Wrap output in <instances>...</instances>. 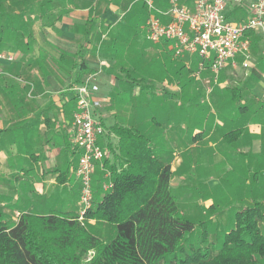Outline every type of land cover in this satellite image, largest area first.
Masks as SVG:
<instances>
[{"label": "crops", "instance_id": "0c3cea01", "mask_svg": "<svg viewBox=\"0 0 264 264\" xmlns=\"http://www.w3.org/2000/svg\"><path fill=\"white\" fill-rule=\"evenodd\" d=\"M252 1L255 0H228L224 11L226 19L235 23H247L253 16L250 9ZM178 3L193 10L195 0H178ZM153 5L156 12L165 11L170 5V0H153ZM129 6H131L130 10L126 11ZM140 8L149 14L146 0H0V13L11 14V16L0 17V29H4L2 33L0 32L2 34L0 53L14 56L13 60L0 59V193H7L8 188L18 189L19 183L22 182L21 187L26 190L23 193L26 198L32 199L37 196L50 199L56 205L53 209L56 207L59 209L65 203L66 197L72 191L75 193L74 190L79 185L75 176L78 154L73 146L70 132L75 112L74 94L70 87L75 84V78L72 81L73 75L76 73V77L80 65L82 63H85L87 67L89 65L86 64L87 56L84 57V60L80 58L78 64L71 62L77 59V56L72 57L71 55L78 53V43L82 40V35L75 31L71 32L70 29L83 28L86 25L101 28L113 26L120 22L119 18L124 24L132 26ZM163 18L165 21V17ZM54 29H58L60 35ZM246 36L251 41L249 69L242 67V57L238 56L236 58L239 62L238 67L229 65L218 74L217 79L210 69L204 70L201 74L207 73L206 78L210 82L214 79L215 83L221 81L222 78L227 82L231 76H240L237 79L239 81L235 79V88L243 90L248 87L252 92H255L256 98L262 101V106H264V73L262 77L255 74V69L258 73L264 71L262 48L264 28H249L246 31ZM163 42L165 43H163L162 51H172L171 43ZM20 43L27 46L23 52L14 49L15 45ZM54 46L57 48L55 49ZM57 49L68 53L70 57L64 59L63 55V58L60 59L61 53L54 52ZM54 57L60 60L58 63L60 66L54 65L52 61ZM183 65L190 72L196 73L199 57L185 54L183 55ZM15 67L20 69L16 71ZM194 67L196 71H193ZM174 70L176 76L170 80L165 79L163 83L175 91L179 88L178 67ZM20 71L24 77H27L28 84L19 78ZM210 76L212 77L209 78ZM111 79L110 83L103 84L101 88L100 80L97 77L94 78V82L99 86L96 97L101 100L102 105L99 110L100 119L107 130L106 134L99 138V143L106 152L107 165L116 164L119 168L121 156L118 145L119 136L112 130V127L119 123L109 124L105 115L106 106L112 104L110 96L114 93L113 78ZM125 80L129 81L127 78ZM32 91L34 92L33 96L31 95ZM237 92L239 93V90ZM244 99L242 98L238 105L245 106V117H239L235 122L229 117L222 118L224 124L228 125L229 122V128L220 139L224 142L234 141L238 153L253 154L259 158V153L262 152V148L264 149V143L261 142L264 141V125L260 124L258 120H251L258 113L256 109L250 107L249 101ZM192 104L193 102L190 100L185 109H189ZM182 106L183 104L176 106L174 111H180ZM172 121L176 124L172 126V143L174 147L182 146L174 127L176 129L180 127L186 132V136H189L188 126L183 118L177 120L172 117ZM147 123L148 120H144L139 115V117L130 118L128 124L122 126L140 130L152 141L156 139L154 150L157 151L161 149L160 139L157 137L156 131L145 126ZM235 128L238 132L228 139L225 136L226 133ZM212 132L213 129L207 132V130L200 131L195 127L191 132L193 142L189 144L190 142L187 141L188 146H195L194 140L196 139L208 140ZM212 146L215 144L209 143V147ZM229 147L227 146V148ZM104 161L97 162L93 181L102 174L103 179H106L104 183L102 182V189L106 191L104 184L109 183L111 169L105 166ZM165 163L171 165V162ZM171 169L173 179L174 168L172 165ZM3 179L6 181H2ZM8 180H10L8 184H2ZM261 195V199L264 198V190ZM15 199L18 197L16 196ZM76 199L79 203V194H76ZM29 209L33 210V206ZM29 209L27 210L30 211ZM50 209L49 211H52ZM39 210L35 211L39 212Z\"/></svg>", "mask_w": 264, "mask_h": 264}, {"label": "rangeland", "instance_id": "374dc122", "mask_svg": "<svg viewBox=\"0 0 264 264\" xmlns=\"http://www.w3.org/2000/svg\"><path fill=\"white\" fill-rule=\"evenodd\" d=\"M130 8L131 6L127 7L126 11ZM136 14V21H133L132 26L124 24L119 18L120 22L113 26L101 28L86 25L83 28L70 29L71 32L75 31L82 35V40L78 43V53L71 55L77 56V59L71 62L78 64L80 58L84 60L87 56L86 64L94 70L90 74L100 80L101 88L103 84L110 83L113 78L114 93L112 92L113 95L110 96L112 104L105 109L109 124L118 122L121 125H127L130 118L139 117V115L144 120H148L145 126L156 131L161 149L154 150L156 139L149 140L150 144L151 141L153 143L149 146L159 160L171 162L174 168L171 184L173 193L185 218L196 224L190 240L195 244L199 243L203 231L200 222L206 221L208 241L219 242L234 222L235 212L254 200L261 199V192L264 190V149L262 148V152L259 153V158L253 154L238 153L234 141L224 142L220 139L229 128V122L228 125L224 124L222 118L229 117L234 122L238 120L240 117L238 102L246 98L250 107L252 106L258 113L251 120H258L264 125V106L262 101L256 98L255 92L248 87L239 91L241 95L238 100L230 101L231 93L228 90L235 88V79L239 81L237 79L240 76H231L227 82L222 78L218 83H215L214 79L210 82L206 78L207 73L197 78L194 72L184 67L183 56L175 57L172 51H162L163 43H165L163 41L154 43L146 38L145 22L148 12L140 8ZM6 15L11 16L10 13H0V17ZM54 30L60 35L58 29ZM14 49L23 52L27 46L20 43L15 45ZM58 51V49L54 50L55 53ZM59 53H64V59L70 57L66 52L59 51ZM52 61L54 65L60 62L55 57ZM176 67H178L179 88L174 91L163 81L176 76L174 70ZM17 69L20 68L17 67ZM17 69L15 67L16 71ZM193 71H196V68ZM263 73L264 71L258 73L255 69L257 76L262 77ZM19 78L28 84L27 77H24L21 71ZM125 78L129 81L127 82ZM123 81L125 83H122ZM33 93L32 91V96ZM190 100L193 102L192 106L185 109ZM181 104H183L181 113L178 110L174 111L175 107ZM172 117L177 120L183 118L188 126L189 136H186V132L180 127L179 130L174 127L182 146L174 147L172 143V126L176 125V120L173 122ZM195 127L207 132L213 129V132L208 140L196 139L195 146L189 147L188 145L193 142L191 132ZM187 141L190 143L187 144ZM261 142L264 143L263 140ZM209 143L215 146L209 147ZM227 146L230 147L227 148ZM257 168L261 173L258 174V181L253 182L252 175ZM9 182L10 180L2 184ZM21 183L18 189L8 188L7 193H0V210L9 222H15L20 212L31 206L33 210H29L33 212L38 209H40L39 212H48L51 207L50 210L59 212L80 211L81 205L76 199V194L80 195L79 182L74 190L75 193L72 191L59 209L57 207L53 209L56 205L50 199L37 196L32 199L26 198L23 194L26 190L21 187ZM16 196L18 199H15ZM212 205L214 207L211 211L209 208ZM89 223L93 232L101 236L113 233L112 228L104 223L93 219L89 220Z\"/></svg>", "mask_w": 264, "mask_h": 264}, {"label": "trees", "instance_id": "16d2710c", "mask_svg": "<svg viewBox=\"0 0 264 264\" xmlns=\"http://www.w3.org/2000/svg\"><path fill=\"white\" fill-rule=\"evenodd\" d=\"M93 72L82 63L75 83ZM238 90H228L230 101L238 100ZM238 113L245 117L244 105ZM112 130L119 136L121 156L119 168L103 159L111 169L110 188L103 191L102 174L94 179L93 206L83 219L80 211L23 210L9 222L0 210V264H264V198L237 210L219 242L208 241L207 222L201 221L195 244L190 236L196 224L185 218L173 193L171 165L159 160L140 130L119 124ZM259 173L253 172V182ZM91 219L113 233L93 232Z\"/></svg>", "mask_w": 264, "mask_h": 264}, {"label": "built area", "instance_id": "2783aa9c", "mask_svg": "<svg viewBox=\"0 0 264 264\" xmlns=\"http://www.w3.org/2000/svg\"><path fill=\"white\" fill-rule=\"evenodd\" d=\"M228 0H195L194 9L170 0L165 11H155L153 0H146L149 14L145 22L146 38L154 43L168 41L175 57L185 54L199 57L197 78L210 69L217 79L218 74L229 65L238 67L241 56L244 69L250 68L251 41L246 36L249 28H264V0L250 4L253 16L247 23H235L226 19L224 11ZM165 17V21L164 18ZM264 52V42H263ZM0 59L13 60V55L0 53ZM94 75H87L80 83L70 87L74 94L75 112L71 127L73 146L78 154L75 176L80 184V219L93 206V174L97 162L105 158L106 152L99 138L106 134L100 119L101 100L96 97L99 86ZM111 184H104L105 190Z\"/></svg>", "mask_w": 264, "mask_h": 264}]
</instances>
